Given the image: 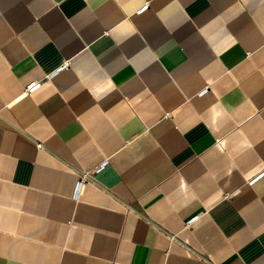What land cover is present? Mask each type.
Segmentation results:
<instances>
[{
    "label": "crops",
    "instance_id": "1",
    "mask_svg": "<svg viewBox=\"0 0 264 264\" xmlns=\"http://www.w3.org/2000/svg\"><path fill=\"white\" fill-rule=\"evenodd\" d=\"M263 172L264 0H0V264H264Z\"/></svg>",
    "mask_w": 264,
    "mask_h": 264
},
{
    "label": "built area",
    "instance_id": "2",
    "mask_svg": "<svg viewBox=\"0 0 264 264\" xmlns=\"http://www.w3.org/2000/svg\"><path fill=\"white\" fill-rule=\"evenodd\" d=\"M40 86V83H38V82H33V83H31V85H29L28 87H27V89H26V92H31V91H33V90H35V89H37L38 87ZM262 174H264V172L262 173ZM261 174V175H262ZM260 175V176H261ZM259 177V176H258ZM256 179H254L253 181H255ZM252 181V182H253ZM81 183H82V181L80 182V184H79V192L81 191ZM195 219H197V217H195V218H193V220H195ZM193 220H191V221H189L187 224H190V223H192L193 222Z\"/></svg>",
    "mask_w": 264,
    "mask_h": 264
}]
</instances>
